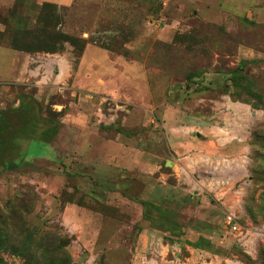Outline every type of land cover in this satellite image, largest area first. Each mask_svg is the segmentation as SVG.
I'll use <instances>...</instances> for the list:
<instances>
[{"label":"rangeland","instance_id":"374dc122","mask_svg":"<svg viewBox=\"0 0 264 264\" xmlns=\"http://www.w3.org/2000/svg\"><path fill=\"white\" fill-rule=\"evenodd\" d=\"M44 5L0 0V47L55 50L0 82V264H264V0ZM221 96L253 115L237 183L168 143Z\"/></svg>","mask_w":264,"mask_h":264},{"label":"crops","instance_id":"0c3cea01","mask_svg":"<svg viewBox=\"0 0 264 264\" xmlns=\"http://www.w3.org/2000/svg\"><path fill=\"white\" fill-rule=\"evenodd\" d=\"M34 2L35 6H41L42 4L70 6L74 0H34ZM26 8H28L27 5ZM91 51L94 52L95 50ZM32 58L31 55L0 47V82H21L24 78V70L30 69ZM6 61L9 62L8 68H2ZM11 74L14 76H11ZM222 100L227 103L222 106L227 111L226 113L224 112L220 115L214 113L211 117H204L202 115L198 116L192 109L186 112L178 111V113L174 114L173 120H186L187 124L183 127L179 126L181 128L170 126L167 132L168 143L172 153L177 156L175 164L181 163V161L186 163L185 155L188 154V151H194L202 155L205 165H207V159L209 160L206 168L213 171V174L219 178L218 180V178L214 177L212 183L208 184L210 187L214 185L211 190H214L213 188L218 181L227 177L225 174L237 183L238 176L241 178L243 172L245 174L247 170V154L250 149L248 131L250 124L253 122V115H250L248 106L238 102L234 103L228 96H221L219 101L210 102L212 108L219 109ZM193 109L195 110V108ZM249 116H252V121H249ZM46 150L47 147L44 145L39 146V144L34 143L31 145L30 151H26L24 155L28 154L29 156L37 157L45 154ZM49 152L47 151V153ZM231 156L232 158H230ZM234 174H237V177H231ZM218 184L221 183L218 182ZM157 185L158 183L154 185L153 191L162 190ZM164 200L166 201L167 199ZM155 206L158 209H165L161 204ZM166 211L170 210L166 209ZM166 222H168V219H166Z\"/></svg>","mask_w":264,"mask_h":264},{"label":"trees","instance_id":"16d2710c","mask_svg":"<svg viewBox=\"0 0 264 264\" xmlns=\"http://www.w3.org/2000/svg\"><path fill=\"white\" fill-rule=\"evenodd\" d=\"M42 6H45V5L42 4L41 7ZM59 36L61 38H63L62 40L64 42H69V44L73 47V49L75 48V50L79 51L80 55L83 53L86 45L88 44V42L86 40L82 39L81 37H72V36H69V35L64 34V33H60ZM60 42H62V41H58L56 45H58ZM11 45H12L13 50H16L19 52H26V53H30V54L33 51L38 52V53L39 52L48 53V52H54L55 51L53 48V45L50 42H48L47 38L41 40L40 42H29L28 44L24 43V46H22L21 43L19 45L16 44V41L14 40V42H12ZM36 49L38 51H35ZM39 50H41V51H39ZM229 80H231V82L233 84L232 88H235L234 85L236 84L237 77L234 75V73L229 78ZM67 261L68 260L65 259L63 264H67Z\"/></svg>","mask_w":264,"mask_h":264},{"label":"water","instance_id":"95a60500","mask_svg":"<svg viewBox=\"0 0 264 264\" xmlns=\"http://www.w3.org/2000/svg\"><path fill=\"white\" fill-rule=\"evenodd\" d=\"M167 165H169V163H167Z\"/></svg>","mask_w":264,"mask_h":264}]
</instances>
